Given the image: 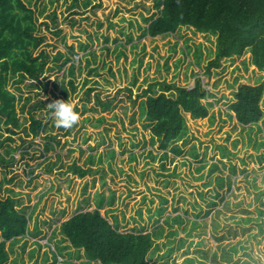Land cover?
<instances>
[{"label":"rangeland","instance_id":"374dc122","mask_svg":"<svg viewBox=\"0 0 264 264\" xmlns=\"http://www.w3.org/2000/svg\"><path fill=\"white\" fill-rule=\"evenodd\" d=\"M83 1L31 0L37 20L60 29L55 37L45 35L50 56L73 45L69 62L46 75L49 89L57 92L52 83L67 85L73 65L75 90L68 88L65 101L76 106L78 120L57 127L48 110L49 90L22 82L19 92L9 85L21 94L18 108L27 94L29 102L43 101L35 116L46 123V132L32 137L18 129L10 140L0 123V195L12 196L29 216V230L38 229L6 241L4 264H101L62 240L59 227L97 201L100 213L116 219L120 230L163 229L147 264H264V126L261 120L241 126L229 109L239 84H253L260 75L264 80V71L254 73L245 52L222 59L209 77L204 67L214 56L215 37L190 26L153 37L141 34L144 17L159 9L156 0H88L86 6ZM80 42L87 47L80 48ZM195 77L212 93L208 115L185 114L187 130L176 142L181 151L168 150L162 157L140 114V98L133 103L129 95L134 99L155 81L191 87ZM96 93L111 100L107 109L96 104ZM260 105L264 116V102ZM25 116L20 113V119ZM71 163L86 173H73ZM223 251L231 260L222 258Z\"/></svg>","mask_w":264,"mask_h":264},{"label":"trees","instance_id":"16d2710c","mask_svg":"<svg viewBox=\"0 0 264 264\" xmlns=\"http://www.w3.org/2000/svg\"><path fill=\"white\" fill-rule=\"evenodd\" d=\"M88 2L84 0L83 5L86 6ZM155 6L159 8L158 11L144 17L146 25H138L141 34L153 37L174 32L184 25L214 35V56L204 67L209 77L212 70L221 67L222 59H233L245 52L250 53L252 71L256 74L264 71V0H156ZM49 16L53 20L54 13ZM37 19L31 0H0V123L7 131L6 139L10 140H13L11 136L18 129L32 137L46 132V123L35 116L37 109L44 108L43 101L36 98L29 102L31 96L27 94L18 108L17 101L21 94L10 90L9 85H14L19 92V84L22 82L27 87L49 90L51 97L47 99L48 104L56 99L65 100L68 88L75 90L71 63L68 65L71 77L67 85L53 82L57 92L49 89V75L46 72L50 74L66 65L70 53H73V45H68L65 52L56 50L50 56L43 47L50 45L45 42V35L55 37L60 29L56 25L50 26L45 19ZM79 46L85 49L87 43L80 42ZM50 61H53L51 65ZM243 63L246 65L245 61ZM261 77L253 84L240 83L232 93L233 100L229 109L241 126L252 125L260 120L264 126L260 105L264 102V80H260ZM156 85L160 88L158 91ZM91 90L90 87L86 88V100H89ZM211 94L201 78L195 77L191 87L155 81L136 94L134 99L130 95L129 98L133 103L136 98H140V114L145 117L151 141L156 142L157 148L162 151L161 156L166 157L168 150L174 153L181 151L176 142L183 138L187 130L185 114L191 118H204L208 115L210 102L207 99ZM94 97L102 110L107 109L111 103V100H100L97 93ZM74 110H77L76 106ZM23 112L27 116L20 119V113ZM24 120H28L26 127L23 125ZM10 150L11 147L7 146L5 152L9 153ZM222 154L228 156V153ZM0 159L4 160V157L0 155ZM71 164L73 173L79 176L86 173V168ZM218 183L222 185V177ZM100 205V201H97L94 208L78 210L61 221L59 227L62 240L74 249H82L89 260L101 264H147L148 254L151 249L157 248L155 239L161 237L163 229L120 230L116 219L110 220L100 213ZM156 211L161 213L162 209L157 208ZM174 220L180 222L181 217L177 215ZM165 221L168 223L167 218ZM37 232L36 227L29 230V216L17 208L16 200L10 195H0V264H4L8 257L6 241L11 242L25 234L35 235ZM222 258L231 260L227 251H223Z\"/></svg>","mask_w":264,"mask_h":264},{"label":"clouds","instance_id":"9594fccd","mask_svg":"<svg viewBox=\"0 0 264 264\" xmlns=\"http://www.w3.org/2000/svg\"><path fill=\"white\" fill-rule=\"evenodd\" d=\"M48 106L53 110L57 127L69 128L78 120V113L70 102L56 99Z\"/></svg>","mask_w":264,"mask_h":264},{"label":"built area","instance_id":"2783aa9c","mask_svg":"<svg viewBox=\"0 0 264 264\" xmlns=\"http://www.w3.org/2000/svg\"><path fill=\"white\" fill-rule=\"evenodd\" d=\"M79 56H80L79 54H76V53L74 54V61H75V62L78 61Z\"/></svg>","mask_w":264,"mask_h":264}]
</instances>
